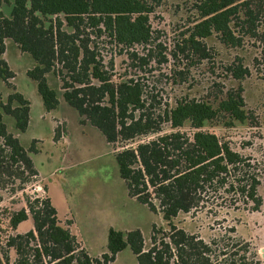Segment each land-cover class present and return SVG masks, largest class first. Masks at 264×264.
<instances>
[{
  "label": "trees",
  "instance_id": "obj_1",
  "mask_svg": "<svg viewBox=\"0 0 264 264\" xmlns=\"http://www.w3.org/2000/svg\"><path fill=\"white\" fill-rule=\"evenodd\" d=\"M154 1L0 0V80L9 90L4 99L0 95L2 187L12 185L9 190L15 194L24 190L28 178L37 177L30 157L3 120L12 118L20 133L28 124L29 102L15 91L10 82L14 74L4 59L6 41L11 40L32 58L26 75L36 83L47 112L59 103L48 80L52 76L62 99L82 123L97 128L110 147L134 144L113 148L119 177L130 197L162 219V225H152L147 247L139 230L109 228L106 252L91 258L78 251L69 223L64 226L57 220L47 198L24 194L18 209L0 216V264H9L11 252L13 264H108L126 247L137 264H261L249 254L248 244L224 236L204 242L178 229L173 220L203 208L207 198L219 193L252 211L264 204V161L252 163L232 148L226 135L237 126L255 124L240 83L253 72L264 80V0H190L191 14L167 52L172 62L182 65L170 68V86L184 82L189 67L203 61L212 73L218 69L210 40L250 52L249 64L244 56H234L222 66L221 84L226 89L213 81L206 98L192 90L165 103L156 95L145 98L144 85L137 79L114 80L113 64L106 66L102 56L105 46L120 47L128 60L126 69L148 66L153 49L162 48H150ZM136 47L144 53L138 54ZM159 57V64L167 61ZM208 96L213 99L206 100ZM26 221L30 229L19 233Z\"/></svg>",
  "mask_w": 264,
  "mask_h": 264
},
{
  "label": "rangeland",
  "instance_id": "obj_2",
  "mask_svg": "<svg viewBox=\"0 0 264 264\" xmlns=\"http://www.w3.org/2000/svg\"><path fill=\"white\" fill-rule=\"evenodd\" d=\"M154 3L156 5L149 15L152 31L150 48L154 44H160L162 48L153 49L147 67L132 70L126 69L128 60L120 47L105 46L102 56L106 66L109 62L113 64L114 80L137 79L144 85L145 98L148 94L156 95L161 103H165L192 90H198L200 93L196 94L206 98V88L213 81L218 82L221 90L226 89L221 84L225 76L222 66L234 56H244V63L249 64L250 52L244 54L243 51L226 49L215 40H210L208 45L214 46L218 54V69L212 73L207 61H203L194 67L190 66V75L186 80L171 87L169 70L174 64L182 65L177 61L172 62L167 52L191 14L190 0H155ZM134 50L140 55L144 53L140 47ZM159 54L167 57L165 63H158ZM4 59L14 74L10 82L15 91L29 102V114L27 127L22 133L14 129L12 118L5 116L3 120L8 131L19 140L30 157L37 177L28 178L24 190L15 194L9 190L12 185H7L6 189L0 182V216L18 209L22 205L18 199L24 194L38 196L49 200L61 224L67 226L69 223L78 251H86L91 258L99 259L106 252L109 228L121 232L139 230L147 247L152 225H162V219L128 195L125 182L119 177L113 154V148L118 151L123 145L129 147L134 144L110 147L100 131L88 122L82 123L75 109L62 99L58 80L52 76L48 80L50 87L57 92L59 103L56 109L47 112L37 92L36 83L26 75L33 67L32 58L27 53H21L11 40H7ZM240 84L244 87L245 106L253 112L255 124L241 125L226 131L227 139L235 151L249 156L252 163L264 161V80L253 72L249 79ZM232 85L236 87L238 83ZM8 93L9 90L0 80V95L4 99ZM212 99V96H208L206 100ZM163 129L168 131V126L165 124ZM214 131L224 132L218 129ZM205 202L201 209L188 214L180 213L173 220L175 226L204 242L220 236L231 242L242 241L249 245V254L256 255L264 264V204L259 210L252 211L250 206L222 193L210 196ZM30 227V221H26L17 231L24 233ZM13 260L14 254L11 252L9 264H13ZM108 264L137 262L126 247Z\"/></svg>",
  "mask_w": 264,
  "mask_h": 264
},
{
  "label": "water",
  "instance_id": "obj_3",
  "mask_svg": "<svg viewBox=\"0 0 264 264\" xmlns=\"http://www.w3.org/2000/svg\"><path fill=\"white\" fill-rule=\"evenodd\" d=\"M262 257H264V256L262 255Z\"/></svg>",
  "mask_w": 264,
  "mask_h": 264
}]
</instances>
